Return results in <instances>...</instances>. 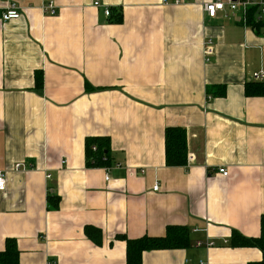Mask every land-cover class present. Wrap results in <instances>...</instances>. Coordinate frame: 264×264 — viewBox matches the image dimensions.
I'll list each match as a JSON object with an SVG mask.
<instances>
[{"label": "crops", "instance_id": "0c3cea01", "mask_svg": "<svg viewBox=\"0 0 264 264\" xmlns=\"http://www.w3.org/2000/svg\"><path fill=\"white\" fill-rule=\"evenodd\" d=\"M48 1L0 0V11L22 12L0 23V252L11 238L20 264H126L117 236L187 227L188 249L146 253L143 264L260 262L259 249L230 239L261 235L264 97L245 88L264 74V29L209 18L212 0H53L55 16ZM215 87L225 96L208 94ZM170 127L187 132L188 166L166 165ZM91 138L109 140V166L88 165ZM87 226L102 231L100 246Z\"/></svg>", "mask_w": 264, "mask_h": 264}, {"label": "trees", "instance_id": "16d2710c", "mask_svg": "<svg viewBox=\"0 0 264 264\" xmlns=\"http://www.w3.org/2000/svg\"><path fill=\"white\" fill-rule=\"evenodd\" d=\"M115 24L123 22L122 12H112L109 17ZM246 25L264 29L263 21H257L255 14L250 12L246 17ZM44 86L42 72L35 73V87L41 90ZM87 89H91L87 85ZM214 91V92H213ZM208 94L216 97L225 96V87L208 88ZM248 97H264V82L248 84L245 88ZM87 154L89 166L94 168L109 166V140L101 138H91L87 140ZM93 148H96L94 151ZM165 154L166 165L168 167H185L188 164V141L187 132L182 128H167L165 131ZM59 198L57 196L48 197V209H58ZM86 237L95 245L100 246L103 240V233L100 229L87 226L84 229ZM117 238L126 243V264H143L146 253L158 251L185 250L190 247V231L187 227H169L163 237L144 236L140 239L130 240L123 236ZM232 248H257L262 253V260L249 264H264V216L261 218V235L259 238H245L239 233L234 232L230 239ZM21 252L18 242L15 239H7L5 250L0 252V264H20Z\"/></svg>", "mask_w": 264, "mask_h": 264}, {"label": "built area", "instance_id": "2783aa9c", "mask_svg": "<svg viewBox=\"0 0 264 264\" xmlns=\"http://www.w3.org/2000/svg\"><path fill=\"white\" fill-rule=\"evenodd\" d=\"M175 3H181L182 0H174ZM164 3H167V0H163ZM94 7L101 8L102 3L97 0L94 3ZM202 9L204 13L211 19L217 18L220 14L225 19L242 17L244 21H246V17L250 12L255 14L257 21H264V0H212L204 2L202 5ZM42 10L51 15H56V5L53 0L48 1V3L42 8ZM104 13L106 17L111 16V10L109 8H105ZM22 16V12L20 8L15 4H10L7 9H3L0 11V23H8L13 20H18ZM206 54L209 58L213 54V45L211 42H208ZM254 80L256 82H264V74L259 73L254 75ZM94 151L96 148H93ZM194 158L188 156V165L193 163ZM22 165H17L16 170H20ZM117 168H121L120 164L117 165ZM111 168L106 169V172H109ZM219 172L226 178L230 177V174L225 169H219ZM50 178V176L48 177ZM109 180V176L106 177ZM7 188V179L6 173L0 172V193H4ZM159 187L156 185L154 187V191H158ZM200 246V244H199ZM211 246V245H210ZM199 264H207L206 262L200 261Z\"/></svg>", "mask_w": 264, "mask_h": 264}]
</instances>
